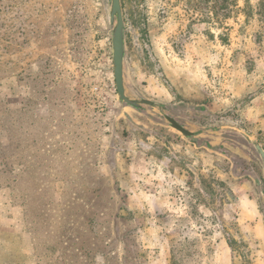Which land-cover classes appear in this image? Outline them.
Instances as JSON below:
<instances>
[{
	"label": "rangeland",
	"instance_id": "374dc122",
	"mask_svg": "<svg viewBox=\"0 0 264 264\" xmlns=\"http://www.w3.org/2000/svg\"><path fill=\"white\" fill-rule=\"evenodd\" d=\"M237 1L121 0L161 111L118 98L108 0H0V264H264V0Z\"/></svg>",
	"mask_w": 264,
	"mask_h": 264
},
{
	"label": "water",
	"instance_id": "95a60500",
	"mask_svg": "<svg viewBox=\"0 0 264 264\" xmlns=\"http://www.w3.org/2000/svg\"><path fill=\"white\" fill-rule=\"evenodd\" d=\"M111 6V23L114 25L112 44H113V62H114V77L116 82L117 94L120 102L133 109L142 108H158L161 111L162 108L159 104L146 100V99H133L126 93L125 81H124V69H125V22L123 17V10L121 0H108ZM166 120L169 122L171 127L176 131L180 132L187 138H192L194 134L189 130L185 129L180 123H178L172 117L166 116ZM244 136L249 142H251L261 156L264 167V149L251 135L244 133Z\"/></svg>",
	"mask_w": 264,
	"mask_h": 264
},
{
	"label": "trees",
	"instance_id": "16d2710c",
	"mask_svg": "<svg viewBox=\"0 0 264 264\" xmlns=\"http://www.w3.org/2000/svg\"><path fill=\"white\" fill-rule=\"evenodd\" d=\"M188 9H192L197 13L200 18H195L192 20L200 21L204 23H217L223 25L225 21H228L235 17V14L238 11V1L237 0H182ZM264 9V2L260 4L259 14L262 16V10ZM246 22H248L249 14L245 13ZM225 29L224 26H222ZM189 31L192 30V23L188 27ZM223 41L226 40L224 33L220 35ZM232 241H229V245L232 247ZM172 252V263L171 264H181V261L177 259L176 252L174 248H171Z\"/></svg>",
	"mask_w": 264,
	"mask_h": 264
},
{
	"label": "crops",
	"instance_id": "0c3cea01",
	"mask_svg": "<svg viewBox=\"0 0 264 264\" xmlns=\"http://www.w3.org/2000/svg\"><path fill=\"white\" fill-rule=\"evenodd\" d=\"M156 231H155V229H154V227L153 226H151V227H149V228H146L145 230H144V235L145 236H147V237H143V242H144V247L147 249V248H149L147 245H146V243L148 242L149 243V241H150V237L148 236L149 234H154Z\"/></svg>",
	"mask_w": 264,
	"mask_h": 264
}]
</instances>
